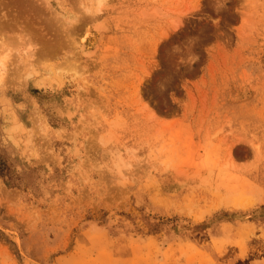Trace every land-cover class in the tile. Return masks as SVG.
Returning a JSON list of instances; mask_svg holds the SVG:
<instances>
[{"label": "rangeland", "instance_id": "rangeland-1", "mask_svg": "<svg viewBox=\"0 0 264 264\" xmlns=\"http://www.w3.org/2000/svg\"><path fill=\"white\" fill-rule=\"evenodd\" d=\"M0 264H264V0H0Z\"/></svg>", "mask_w": 264, "mask_h": 264}, {"label": "bare ground", "instance_id": "bare-ground-1", "mask_svg": "<svg viewBox=\"0 0 264 264\" xmlns=\"http://www.w3.org/2000/svg\"><path fill=\"white\" fill-rule=\"evenodd\" d=\"M98 29V28H97ZM99 30V29H98ZM86 31V30H85ZM99 32V31H98ZM92 32H90V30L89 31H87L85 34H82L81 36H79V37H81L80 39H79V37H78V39H79V42H80V44L81 45H86V43H87V41H88V38H89V36H90V34H91ZM78 42V41H77ZM97 44V41H95V45ZM93 47V46H92ZM81 48H83V46H81ZM80 48V49H81ZM90 49V48H89ZM89 49H88V52H90L89 51ZM96 48H92V50H95ZM81 51V50H80ZM82 53V52H81ZM87 53V52H86ZM91 53V52H90ZM80 54V53H79ZM81 55H84V54H81ZM80 55V56H81ZM83 57H85V56H83Z\"/></svg>", "mask_w": 264, "mask_h": 264}]
</instances>
